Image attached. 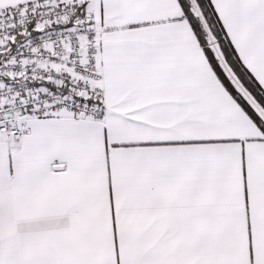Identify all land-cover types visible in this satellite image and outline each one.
Segmentation results:
<instances>
[{"label":"snow or ice","instance_id":"obj_1","mask_svg":"<svg viewBox=\"0 0 264 264\" xmlns=\"http://www.w3.org/2000/svg\"><path fill=\"white\" fill-rule=\"evenodd\" d=\"M0 264H264V0H0Z\"/></svg>","mask_w":264,"mask_h":264}]
</instances>
